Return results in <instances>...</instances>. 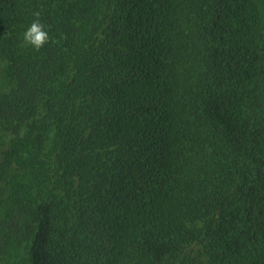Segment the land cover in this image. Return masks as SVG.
<instances>
[{
    "label": "trees",
    "instance_id": "1",
    "mask_svg": "<svg viewBox=\"0 0 264 264\" xmlns=\"http://www.w3.org/2000/svg\"><path fill=\"white\" fill-rule=\"evenodd\" d=\"M14 263L264 264V0H0Z\"/></svg>",
    "mask_w": 264,
    "mask_h": 264
},
{
    "label": "clouds",
    "instance_id": "2",
    "mask_svg": "<svg viewBox=\"0 0 264 264\" xmlns=\"http://www.w3.org/2000/svg\"><path fill=\"white\" fill-rule=\"evenodd\" d=\"M35 19L26 27L22 33L21 47H31L39 51L43 46L49 42L50 36L46 30V26L40 21V13L34 12Z\"/></svg>",
    "mask_w": 264,
    "mask_h": 264
},
{
    "label": "rangeland",
    "instance_id": "3",
    "mask_svg": "<svg viewBox=\"0 0 264 264\" xmlns=\"http://www.w3.org/2000/svg\"><path fill=\"white\" fill-rule=\"evenodd\" d=\"M202 243H198V244H194L193 246L191 247H187L183 250V252L179 253L178 254V257L177 258H183V256L185 255H193L195 254L196 252H198L199 250H201L202 248ZM16 264V263H14Z\"/></svg>",
    "mask_w": 264,
    "mask_h": 264
}]
</instances>
